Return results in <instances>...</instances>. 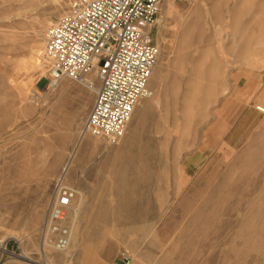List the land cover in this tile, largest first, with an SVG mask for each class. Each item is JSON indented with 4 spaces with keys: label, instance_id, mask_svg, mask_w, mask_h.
Returning a JSON list of instances; mask_svg holds the SVG:
<instances>
[{
    "label": "rangeland",
    "instance_id": "rangeland-1",
    "mask_svg": "<svg viewBox=\"0 0 264 264\" xmlns=\"http://www.w3.org/2000/svg\"><path fill=\"white\" fill-rule=\"evenodd\" d=\"M71 2L0 0V264H264V0H163L116 145L81 135L94 91L28 99ZM59 186L77 192L68 255L40 248Z\"/></svg>",
    "mask_w": 264,
    "mask_h": 264
},
{
    "label": "built area",
    "instance_id": "built-area-1",
    "mask_svg": "<svg viewBox=\"0 0 264 264\" xmlns=\"http://www.w3.org/2000/svg\"><path fill=\"white\" fill-rule=\"evenodd\" d=\"M162 1L72 0L66 14L45 30L42 60L47 82L30 93L29 101L40 102L65 79L91 90L94 75L98 86L81 135L118 144L135 107L147 96L158 54L151 32ZM76 194L65 186L52 194L39 229L41 250H68L73 229L69 215ZM11 254L4 247L0 260Z\"/></svg>",
    "mask_w": 264,
    "mask_h": 264
},
{
    "label": "bare ground",
    "instance_id": "bare-ground-1",
    "mask_svg": "<svg viewBox=\"0 0 264 264\" xmlns=\"http://www.w3.org/2000/svg\"><path fill=\"white\" fill-rule=\"evenodd\" d=\"M52 91V90H51ZM91 91H94V89H91ZM30 102V101H29ZM31 103V102H30ZM32 104V103H31ZM256 110L257 111H259V112H264L261 108H256ZM69 218H70V222H71V226H72V228L75 226V224H76V221H77V218H78V208H75L74 210H73V212H71L70 213V215H69ZM77 237L78 236H76L75 238L72 236L71 237V241H72V239H73V246H75L76 244H77V242H76V240H77ZM78 241V240H77ZM78 245H79V243H78ZM77 245V246H78ZM0 250H1V252H3V247H0ZM68 253H69V249L66 251V252H64V254H66V255H68ZM72 255V254H71ZM70 259V258H69ZM47 263V262H46ZM46 263H44V264H46Z\"/></svg>",
    "mask_w": 264,
    "mask_h": 264
},
{
    "label": "crops",
    "instance_id": "crops-1",
    "mask_svg": "<svg viewBox=\"0 0 264 264\" xmlns=\"http://www.w3.org/2000/svg\"><path fill=\"white\" fill-rule=\"evenodd\" d=\"M64 90H72L74 92V94H71L70 97L71 99L75 100V99H79L81 96V92L80 89L75 86L74 84H62V87L59 89V91H64ZM61 95V93L59 94ZM62 96V95H61Z\"/></svg>",
    "mask_w": 264,
    "mask_h": 264
}]
</instances>
